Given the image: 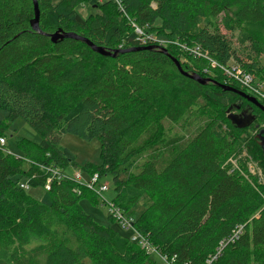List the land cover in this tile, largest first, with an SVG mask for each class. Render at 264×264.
Returning a JSON list of instances; mask_svg holds the SVG:
<instances>
[{"label": "trees", "instance_id": "obj_1", "mask_svg": "<svg viewBox=\"0 0 264 264\" xmlns=\"http://www.w3.org/2000/svg\"><path fill=\"white\" fill-rule=\"evenodd\" d=\"M37 2L44 34L32 28L33 0H0V138L21 118L41 139L18 142L24 158L0 147V264H148L145 249L82 209L84 199L97 204L94 192L53 180L44 205L20 187H45L50 170L78 166L61 145L65 135L100 141L102 164L83 170L112 178V204L124 214L143 204L133 227L168 260L207 264L242 227L212 264H264V184L251 173L244 135L254 124L264 131V112L213 84L249 96L264 80V29L260 38L246 27L264 28V0ZM84 3L98 12L83 16ZM57 32L111 56L73 39L53 43ZM195 47L206 58L191 54ZM170 56L183 71L213 81L182 75ZM232 62L252 84L222 70L232 73ZM246 106L255 122L239 129L229 115ZM192 114L196 131L165 160L153 148L166 124L186 126Z\"/></svg>", "mask_w": 264, "mask_h": 264}, {"label": "rangeland", "instance_id": "obj_2", "mask_svg": "<svg viewBox=\"0 0 264 264\" xmlns=\"http://www.w3.org/2000/svg\"><path fill=\"white\" fill-rule=\"evenodd\" d=\"M100 3V2H99ZM91 3H84L78 7V11L85 17L97 13L95 7ZM93 13V14H92ZM247 29L250 30L254 36L262 38L263 36V27L246 25ZM226 33V32H225ZM161 38V37H159ZM162 39V38H161ZM235 46L238 47V43L234 40ZM236 66L237 64L231 63V66ZM256 81V80H255ZM252 84V83H251ZM248 94L250 97L255 98L259 103L264 102V80L260 82H254L253 85L248 89ZM195 115V116H192ZM192 118L187 125H172L166 124L165 133L163 135V142L156 146L153 149H162L165 160L170 158L173 154L174 149L180 148L187 140L191 137L192 133L196 131L197 127H194L198 120H196V114H192ZM6 115L4 111L0 110V121L3 122ZM186 123V122H185ZM250 128L244 135L247 137L248 148H246L245 155L250 161V170L251 173L259 177V180L264 184V158L262 153L258 149V144L255 138H257L259 130L256 128V125ZM259 129H264V125H261ZM6 140V144L3 147L8 151L9 154L17 157L24 158V152L18 145V142L21 140H27L29 142H40V136L32 130L29 125L21 118L17 119L15 122L8 123L5 134L3 136ZM256 141V142H255ZM61 145L67 149L76 157L77 167L70 166L65 171H60L61 173L70 174L69 176H74V174H81L82 178L88 179L90 173L83 170L87 164L101 165V143L98 139H95L91 142L85 141L75 135H65L62 137ZM146 158L149 157V154L144 155ZM29 165L31 164L28 161ZM55 172V171H54ZM51 173V172H50ZM52 176V173H51ZM74 182V181H73ZM103 182L108 184L109 189L102 193L101 196H97L96 203L93 204L89 199H84L81 201L82 209L91 217L96 223L111 227L115 229L120 235L130 239L131 232L127 229H124L120 223L115 220L111 214V203L114 200L116 193L114 190V183L110 176H103ZM23 183V182H22ZM76 183V182H75ZM78 184V183H76ZM80 185V184H78ZM28 195L38 203L49 205L51 203V198L49 192L45 187H29L27 189ZM144 210L143 204H140L135 211L129 215L125 214L127 218L130 217L133 221L140 215ZM110 217H113L115 220H111ZM136 244V243H135ZM145 249V248H143ZM146 250V255L149 258L148 264H167L162 258L161 254L155 252H148ZM159 253V252H158Z\"/></svg>", "mask_w": 264, "mask_h": 264}, {"label": "built area", "instance_id": "obj_3", "mask_svg": "<svg viewBox=\"0 0 264 264\" xmlns=\"http://www.w3.org/2000/svg\"><path fill=\"white\" fill-rule=\"evenodd\" d=\"M108 0H98V2L103 3L106 2ZM113 1H117V0H113ZM138 33H141V31L137 30ZM165 43L164 41H161V44ZM191 54L195 55L197 58H206L200 51V49L198 47L193 48V50L190 52ZM216 63H213V67H215ZM232 73L230 72L229 69H222L225 71V73L231 77H233L236 80L241 81L243 84L245 85H250L252 83V78L250 76L247 75H243L241 70L237 69L236 67L232 66ZM6 144V140L4 137L0 138V147L3 148ZM52 173V176L47 180L46 185H45V189H47V191L50 190L51 188V183L53 180H57V181H61V180H71L74 181L78 184H80L82 187L94 192L97 196H101L102 193L106 192L109 189L108 184L103 182V176L99 175V174H93V175H89L88 179L86 178L83 179L82 175L77 173L74 174V176H69L70 174H63L58 170H50ZM55 171V172H54ZM20 187L22 189H28V185L25 184H20ZM111 214L113 215V217L120 223V225L124 228L127 229L128 231L131 232V241L133 243L138 244L140 247L145 248L148 250V252H155L157 254L158 251L153 248L149 242L145 239V237H143L141 234H139L133 227V219L130 217L127 218L126 215L119 210L118 208L115 207V205H113L111 203ZM243 232V228L239 227L230 237L229 239L221 242L220 247L217 249V253L213 256H211L208 260H207V264H212L213 262L217 261L218 257L220 256V253L222 251V248L229 242L237 239ZM162 258L164 259V261L167 264H175V259L173 258L172 260H168V258L166 256H162Z\"/></svg>", "mask_w": 264, "mask_h": 264}, {"label": "water", "instance_id": "obj_4", "mask_svg": "<svg viewBox=\"0 0 264 264\" xmlns=\"http://www.w3.org/2000/svg\"><path fill=\"white\" fill-rule=\"evenodd\" d=\"M34 3V10H35V18L32 22V28L35 32L39 33V34H44L42 33L40 26H39V19H40V11H39V7H38V2L37 0H33ZM51 41L53 43H57L59 40H63V39H73L76 41H81L86 43L89 47L92 48L93 51H95L96 53L102 55V56H106V57H110L111 53L107 52L105 49L101 48V47H97L96 45H94L92 42H90L89 40L73 34V33H63V32H57L53 35H50ZM164 53L168 54V51L166 49H164ZM117 54V52H115L113 54V57H115ZM169 55V54H168ZM171 57V56H170ZM173 62L175 63V65L177 66L178 70L180 71V73L202 85H205L207 83H211L213 80L211 79H204L202 77H200L197 74H189L185 71H183L181 64L179 63V61L173 57H171ZM213 84L218 85L219 87L225 89L226 91H232V92H236L239 93L243 98H245L247 101H249L250 103L256 105L257 107H259L263 112H264V106H262L255 98H252L248 95H246L245 93L242 92H238L237 90L231 88V87H226L224 85L218 84L213 82ZM248 112V111H247ZM247 114V113H245ZM243 116V115H241ZM244 117V116H243ZM230 120H232V122L239 128H247L249 126H251L254 122H255V117L252 115L245 116L244 118H241L239 115H235L233 113H231L229 115ZM240 118V119H239ZM258 142L263 150V155H264V131H262L258 136H257Z\"/></svg>", "mask_w": 264, "mask_h": 264}, {"label": "flooded vegetation", "instance_id": "obj_5", "mask_svg": "<svg viewBox=\"0 0 264 264\" xmlns=\"http://www.w3.org/2000/svg\"><path fill=\"white\" fill-rule=\"evenodd\" d=\"M249 102V101H248ZM250 105V106H249ZM249 108H252V105L253 104H251L250 102H249ZM248 106H246V108L244 109V110H241V112H233V114H235V115H239L241 118H244L245 116H248V114L249 115H252V116H254L253 114H252V111L248 108ZM248 108V109H247ZM248 111V112H247ZM245 113H247V114H245ZM241 115H243V116H241ZM255 117V116H254ZM240 119V118H239ZM257 127V126H256ZM259 135V134H258Z\"/></svg>", "mask_w": 264, "mask_h": 264}]
</instances>
